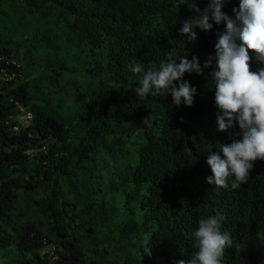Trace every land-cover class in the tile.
<instances>
[{
	"label": "trees",
	"instance_id": "1",
	"mask_svg": "<svg viewBox=\"0 0 264 264\" xmlns=\"http://www.w3.org/2000/svg\"><path fill=\"white\" fill-rule=\"evenodd\" d=\"M192 2L0 0V67L19 63L0 85V264H177L198 251L199 220L217 214L233 241L221 264H264V160L236 189L234 176L207 183L210 152L223 158L234 138L217 131L211 77L226 26L210 20L189 41L179 30ZM173 50L201 66L214 58L183 77L197 89L190 107L135 93L131 67L159 68Z\"/></svg>",
	"mask_w": 264,
	"mask_h": 264
},
{
	"label": "clouds",
	"instance_id": "2",
	"mask_svg": "<svg viewBox=\"0 0 264 264\" xmlns=\"http://www.w3.org/2000/svg\"><path fill=\"white\" fill-rule=\"evenodd\" d=\"M225 5L226 0H209L207 7L201 10L193 0L189 9L194 15L184 21L179 31L194 42L198 38L196 29L213 28L210 20L226 26L215 44L216 69L211 77L215 81V104L220 110L217 131L228 132L229 137L234 138L230 143L220 144L223 158L218 152H210L207 164L213 175L207 178V183L228 188V178L234 176L231 188L236 189L247 182L254 162L264 160V67L253 71L249 55V50L253 51L256 60L264 63V0H239L231 16L222 10ZM213 59L210 55L201 66L199 57L189 60L173 50L159 68L145 71L141 64H135L131 71L140 74L136 96L144 99L149 94L170 93L176 106L183 102L190 107L197 89L183 77L185 73L204 74ZM174 82H179V86ZM237 124L239 131L234 132ZM222 219L219 214L201 218L193 233L198 251L191 259H181L177 264H221L225 248L233 243L230 234L221 231ZM146 252L151 255L150 248Z\"/></svg>",
	"mask_w": 264,
	"mask_h": 264
},
{
	"label": "built area",
	"instance_id": "3",
	"mask_svg": "<svg viewBox=\"0 0 264 264\" xmlns=\"http://www.w3.org/2000/svg\"><path fill=\"white\" fill-rule=\"evenodd\" d=\"M10 66L13 67L12 70L9 68ZM18 67H19V63L17 62V60L13 58H9L5 62V66L0 67V85L3 82L11 81L12 79H14L17 75L16 69ZM15 105L17 106V109L20 112L19 119L27 124L32 118L31 112L28 111L24 106H22L18 102H15ZM14 129H17V126H14ZM41 252L44 253V251Z\"/></svg>",
	"mask_w": 264,
	"mask_h": 264
},
{
	"label": "rangeland",
	"instance_id": "4",
	"mask_svg": "<svg viewBox=\"0 0 264 264\" xmlns=\"http://www.w3.org/2000/svg\"><path fill=\"white\" fill-rule=\"evenodd\" d=\"M116 200H118V198H117ZM116 200H115V201H116Z\"/></svg>",
	"mask_w": 264,
	"mask_h": 264
}]
</instances>
